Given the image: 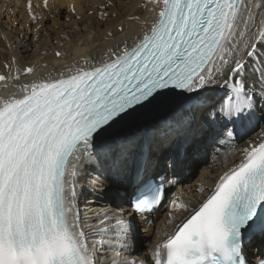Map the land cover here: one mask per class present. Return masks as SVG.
<instances>
[{"label":"snow or ice","instance_id":"1","mask_svg":"<svg viewBox=\"0 0 264 264\" xmlns=\"http://www.w3.org/2000/svg\"><path fill=\"white\" fill-rule=\"evenodd\" d=\"M151 2L152 18L131 45L110 46L0 98V264H99L94 237L126 240L135 232L133 221L108 214L85 231L76 183L81 156L103 147L116 163L134 149L135 133L122 145L117 130L143 110L211 91L220 78L227 91L208 112L209 121H225L218 136L231 139L228 124L264 110V17L257 24L247 0ZM250 81L262 85L260 95ZM240 152L243 160L206 197L173 204L179 219L170 214L155 264H248L247 245L264 240V139ZM160 202L157 192L133 207L143 215Z\"/></svg>","mask_w":264,"mask_h":264},{"label":"bare ground","instance_id":"2","mask_svg":"<svg viewBox=\"0 0 264 264\" xmlns=\"http://www.w3.org/2000/svg\"><path fill=\"white\" fill-rule=\"evenodd\" d=\"M262 2L247 0L249 11L257 24L261 17H264V7H260ZM152 7L151 0H47V4L40 0L29 9L25 4H19L18 0H0V75L6 77L5 81H0V98L21 95V85L48 77L49 74L58 76L68 66L83 64L87 58L97 59L110 46L115 47L123 41L131 45L133 38L141 34L146 27L145 20H151ZM33 15L35 19L32 18ZM250 27L255 31L254 25ZM109 33L111 35H108ZM57 52L61 55L57 56ZM28 68H32L33 71L28 73L26 71ZM16 76H19L18 80L14 79ZM249 86L254 87L256 95H260L262 87L260 83L250 81ZM209 88L211 91L184 93L174 105L161 107L140 120L135 130L122 133L121 137L135 133L133 150L140 144L142 136L146 135L149 141L145 167L147 172L159 164L164 155L170 154L175 144L189 145L188 153L195 147L200 154L205 153L208 156L205 164L214 157L213 166L199 172L202 175L200 183H207L213 187L216 180L228 171L229 167L237 165L243 158L240 149L264 139V110L258 106L251 117L237 123L247 135L238 146L231 144L225 148L227 159H222L219 153L216 155V152L204 144L207 139L217 145L218 142H233L236 133L233 124H228V128L233 131L231 139L217 134L209 135L203 130L215 127L217 129L225 123L220 119L209 121L208 117L204 118V114L212 109L213 103L227 91L223 78ZM128 127H121L118 131L122 132ZM181 127L187 129V132L179 131ZM138 133L141 135H137ZM138 137L140 141L137 142ZM118 142L123 145V138ZM99 151V155L94 152L91 156H81L78 184L87 180L88 165L105 156V148L102 147ZM164 174L169 176L172 172ZM81 190L82 185L80 192ZM123 211H127V214L132 213L127 208ZM157 229L165 231L166 227L158 224Z\"/></svg>","mask_w":264,"mask_h":264},{"label":"rangeland","instance_id":"3","mask_svg":"<svg viewBox=\"0 0 264 264\" xmlns=\"http://www.w3.org/2000/svg\"><path fill=\"white\" fill-rule=\"evenodd\" d=\"M260 2H262L263 0H259ZM50 24V23H49ZM170 116V115H169ZM166 116H164V118H165ZM154 121V120H153ZM249 137V136H248ZM247 139H249V138H247ZM166 151V150H165Z\"/></svg>","mask_w":264,"mask_h":264}]
</instances>
